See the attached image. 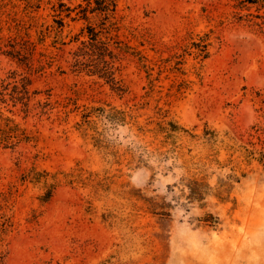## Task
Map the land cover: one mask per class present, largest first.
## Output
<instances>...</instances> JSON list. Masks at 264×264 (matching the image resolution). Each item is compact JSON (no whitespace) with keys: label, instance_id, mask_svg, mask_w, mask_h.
Here are the masks:
<instances>
[{"label":"rangeland","instance_id":"1","mask_svg":"<svg viewBox=\"0 0 264 264\" xmlns=\"http://www.w3.org/2000/svg\"><path fill=\"white\" fill-rule=\"evenodd\" d=\"M120 13L126 26H108L106 35L130 42L153 63L183 57L185 77L194 83L179 91L183 75L156 67L149 77L127 55L117 62L125 92L75 73L71 52L78 44L70 42L86 22L66 19L57 48H41L54 63L33 85L43 92L34 105L52 94L50 115L25 120L0 104L38 136L17 148L0 144V190L19 188L12 201L16 225L7 236L9 264H264V166L256 159L264 145L249 144L253 126L264 125V10L243 0H120ZM40 14L53 23L47 3ZM91 18L101 28V15ZM132 27L150 28L154 37L141 46ZM190 33L195 41L210 33L209 58L185 50ZM15 69L24 71L0 52V84ZM91 105L133 116L121 124L100 122L106 147L94 131L85 136L79 129L83 107ZM168 122L182 127L180 134L166 138ZM214 130L219 141L209 143L205 133ZM242 145L258 152L247 158ZM34 165L62 178L85 171L82 181L64 180L42 202V185L21 182ZM194 173L213 187L203 201L188 200V189L182 190ZM232 173L241 181L223 200L217 187ZM216 217L220 223L212 226L207 220Z\"/></svg>","mask_w":264,"mask_h":264},{"label":"trees","instance_id":"2","mask_svg":"<svg viewBox=\"0 0 264 264\" xmlns=\"http://www.w3.org/2000/svg\"><path fill=\"white\" fill-rule=\"evenodd\" d=\"M0 0V52L7 55L16 62L19 68L24 71L20 72L15 69L9 72L0 84V104L12 106L17 109L26 120L30 116L39 115L40 117L50 115V111L54 109L51 97L44 100L39 98L35 105L33 104L37 98L42 95V91L33 89L35 76L42 74L47 67H52L54 56L52 53L45 52L41 48L49 47L57 48V32H63L66 26V19L73 21L84 20L85 26L82 27L80 33L76 34L70 43L78 44L77 48L71 52L73 72L78 74H88L98 76L110 83L118 92H125L122 80L118 77L120 72L121 56H133L138 60L141 69H144L149 77H152L156 67L158 72L169 68L177 72L181 77L178 85L179 91L191 87L194 80L186 78V72L183 64V57L177 54L171 55L170 58L161 61V63H153V61L140 48L133 46L130 42H125L117 37L112 36L109 32L105 34L104 30L112 27L117 31L125 27L122 22L126 21V15L120 13V0H83V2L73 5L72 0ZM245 3L257 6L258 10H264V0H243ZM47 3L54 12L53 23L43 21L40 12L43 5ZM101 15V28L94 25L91 15ZM264 20V16H262ZM264 23V22H263ZM109 26V27H108ZM263 28V26H261ZM130 35L139 40L141 46H145L154 37L150 28H128ZM118 36V35H117ZM51 41L48 44V41ZM61 41V40H60ZM62 44L66 43L62 41ZM212 45L210 33L202 35L198 41L194 40L193 34L190 33V39L187 40L185 46L186 51L196 53L205 60L210 57V46ZM175 58L174 62H172ZM171 62L168 66V63ZM37 104V106H36ZM69 103L64 105L68 107ZM9 109L11 115L0 110V144L6 148H17L22 144L33 143L38 140L37 134L30 132L27 127L23 126L16 118V112ZM40 109L34 114V111ZM133 117L125 109L106 106H84L81 114L82 121L78 123L79 129L87 136L89 131L95 132L93 139L101 147H106L107 141L104 135L98 133L99 124L108 121L114 124L126 123L127 117ZM96 117V119H94ZM166 138H172L176 134H180L182 127L174 122L167 123ZM99 136H96V134ZM251 137L249 144L255 146L257 143L264 145V125H255L249 132ZM205 137L209 143L219 141L217 131L205 133ZM223 142V141H222ZM245 155L247 158H253L258 152L256 149H250L246 146ZM260 156L256 158L260 164L264 166V152L260 151ZM215 160V159H214ZM221 164L219 159H216ZM84 168H77L71 173H64L63 178L61 172H51L48 170H38L34 165L29 171L21 177L22 184L30 181L35 185H42L45 192L40 196L42 202H48L54 195L57 188L65 180L73 185L82 181ZM236 171V169H234ZM198 175V174H197ZM242 176H246L242 172ZM241 177L237 173L228 174L225 179L219 181L217 187V196L223 200H228L231 189L235 182H240ZM188 189V200L203 201L211 194L213 187L207 182L206 177H198L196 173L191 174L187 182L183 185V192ZM19 193V188L11 185L8 190H0V264H9L8 262V244L7 236L15 228L16 220L13 214V198ZM32 221V220H29ZM212 226H217L220 221L216 217L214 220H207Z\"/></svg>","mask_w":264,"mask_h":264}]
</instances>
